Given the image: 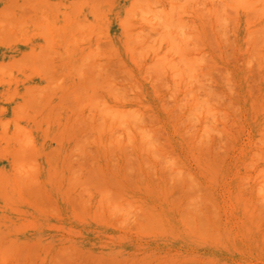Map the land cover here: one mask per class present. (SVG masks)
<instances>
[{"label":"rangeland","instance_id":"374dc122","mask_svg":"<svg viewBox=\"0 0 264 264\" xmlns=\"http://www.w3.org/2000/svg\"><path fill=\"white\" fill-rule=\"evenodd\" d=\"M238 1L0 0V264H264V2Z\"/></svg>","mask_w":264,"mask_h":264},{"label":"bare ground","instance_id":"6f19581e","mask_svg":"<svg viewBox=\"0 0 264 264\" xmlns=\"http://www.w3.org/2000/svg\"><path fill=\"white\" fill-rule=\"evenodd\" d=\"M37 1H38V0H37ZM44 1H45V0H44ZM170 1H171V0H170ZM172 1H173V0H172ZM220 1H221V0H220ZM236 1H237V0H236ZM240 1H243V0H240ZM240 1H238V2H240ZM245 1H246V0H244V2H245ZM251 1H252V0H251ZM28 2H29V1H28ZM53 2H55V1H53ZM227 2H228V1H227ZM258 2H260V1L257 0V3H258ZM263 2H264V0H263ZM46 3H47V2H46ZM49 3H50V1H49ZM222 3H223V2H222ZM231 3H232V2H230V4H231ZM240 3H241V2H240ZM52 4H53V3H52ZM55 4H57V2H56ZM224 4H225V3H224ZM224 4L221 5V6H225V5H226V4H225V5H224ZM227 4H228V3H227ZM233 4H234V2H233ZM233 4H232V5H233ZM235 4H237V3L235 2ZM250 4L252 5L253 3L251 2ZM255 4H256V3H255ZM170 5L172 6V4H170ZM245 5H246V4H245ZM32 6H33V5H32ZM50 6H51V5H50ZM52 6H53V5H52ZM52 6H51V7H52ZM175 6H176V5H174L173 7L175 8ZM233 6H234V5H233ZM233 6H232V7H233ZM3 7H4V6H3ZM53 7H54V6H53ZM229 7H230V6L228 5V8H229ZM1 8H2V7H1ZM220 8H221V7H220ZM53 9H54V8H53ZM224 9H226V7H225ZM230 9H231V8H230ZM0 10H1V9H0ZM54 10H55V9H54ZM221 10H223V9H221ZM12 11H13V10H12ZM53 12H54V11H53ZM56 12H57V11H56ZM225 12H226V10H225ZM13 13H14V12H13ZM58 13H59V12H58ZM0 14H1V13H0ZM61 14L63 15V13H61ZM51 15H52V14H51ZM56 15H57V14H56ZM0 16H1V15H0ZM38 16H39V15H38ZM45 16H46V15H45ZM45 16H43V18H45ZM41 17H42V16H41ZM20 18H21V17H20ZM24 18H26V17H24ZM14 19H15V18H14ZM40 19H41V18H40ZM46 19H48V18L46 17ZM141 19H143V18H141ZM147 19L149 20V18L146 17V18H144L142 21L145 22V23H148V25H150L149 22H147ZM150 19H151V18H150ZM224 19H225V18H224ZM9 20H11V18H10ZM28 20H29V19H28ZM38 20H39V19H38ZM145 20H146V21H145ZM153 20H154V22H155V19H153ZM153 20H152V21H153ZM161 20H162V19H161ZM222 20H223V19H222ZM225 20H226V19H225ZM23 21H24V20H23ZM25 21H26V20H25ZM25 21H24V22H25ZM159 21H160V19H159ZM169 21H170V19H169ZM169 21H166V22L168 23ZM226 21H227V20H226ZM4 22H5V21H4ZM30 22H31V20H30ZM47 22H48V20H47ZM66 22H67V21H65V23H66ZM163 22H164V21H163ZM171 22H172V21H171ZM171 22H170V25L172 26ZM174 22H176V21H174ZM22 23H23V22H22ZM25 23H26V22H25ZM152 23H153V22H152ZM172 23H173V22H172ZM176 23H177V22H176ZM176 23H175V24H176ZM0 24H1V22H0ZM3 24H5V23H3ZM26 24H27V23H26ZM48 24H49V22H48ZM156 24H157V21H156ZM28 25H29V23H28ZM46 25H47V24H46ZM146 25H147V24H146ZM159 25H160V23H159ZM163 25L165 26V28H167V27L169 26V23H168V26H167L166 23H165V24L163 23ZM173 25H174V24H173ZM176 25H178V24H176ZM9 26H10V25H9ZM19 26H20V25H19ZM55 26H56V25H54V27H55ZM157 26H158V25H155L154 27H157ZM166 26H167V27H166ZM171 26H170V27H171ZM2 27H3V26H2ZM4 27H5V26H4ZM16 27H18V25H17ZM57 27H58V26H57ZM57 27H56V29H57ZM151 27H152V25H151ZM154 27H152V28H154ZM172 27H174V26H172ZM224 27H225V26H224ZM12 28H13V27H12ZM37 28H38V26H37ZM45 28H46V27H45ZM152 28H151V29H152ZM157 28H158V27H157ZM159 28H161V26H159ZM165 28H163V30H164ZM6 29H8V28H6ZM17 29H18V28H17ZM19 29H20V28H19ZM56 29H55V31L57 32ZM61 29H62V28H61ZM154 29H156V28H154ZM3 30H4V29H3ZM49 30H50V29H49ZM63 30H64V29H63ZM152 30H153V29H152ZM166 30H168V28H167ZM177 30H179V29H178V26H177ZM10 31H11V30H10ZM10 31H9V33H10ZM153 31H154V30H153ZM170 31H171V30H170ZM170 31H169L168 33H170V35H171V32H170ZM179 31H180V30H179ZM18 32H19V31H18ZM40 32H41V31H40ZM58 32H60V31H58ZM154 32L158 33V31H154ZM161 32H162V31H161ZM5 33H6V32H5ZM11 33H12V31H11ZM13 33H15V32H13ZM50 33H51V31H50ZM177 33H178V32H177ZM177 33L175 32L174 34L176 35ZM182 33H184V31H183ZM182 33H181V31H180V34H181L180 36H182ZM224 33H225V32H224ZM6 34H8V32H7ZM32 34H33V33H32ZM34 34H35V33H34ZM54 34H55V33H54ZM57 34H58V33H57ZM163 34H164V32L161 33L162 38L165 37V35L163 36ZM174 34H173V35H174ZM185 34H186V33H185ZM49 35H50V34H49ZM178 35H179V34H177V36H178ZM224 35H225V34H224ZM31 36H32V35H31ZM159 36H160V33H159ZM166 36H167V35H166ZM180 36H179V37H180ZM188 36H189V38H190V35H189V34H188ZM2 37H3V36H2ZM11 37H12V36H11ZM160 37H161V36H160ZM160 37H159V40H160ZM185 37H186V36H185ZM191 37H192V36H191ZM51 38H52V37H51ZM140 38H141V37H140ZM172 38H173V37H172ZM172 38H171V39H172ZM180 38L183 39L184 37H183V38L180 37ZM189 38L187 37V38H186V39H187L186 41H185V39L182 40V43H183V44L186 43V42L188 41ZM3 39H4V38H3ZM10 39H11V38H10ZM48 39H49V38H48ZM165 39L170 40V38H168V37H165ZM174 39H175V37H174ZM191 39H192V38H191ZM191 39H190V40H191ZM140 40H141V39H140ZM159 40H158V42H159ZM178 40H179V39H177V41H178ZM190 40H189V41H190ZM3 41H4V40H3ZM9 41L12 42V39L9 40ZM47 41H48V40H47ZM142 41H143V40H142ZM148 41H150V40H148ZM175 41H176V39H175ZM184 41H185V42H184ZM1 42H2V41H1ZM6 42H7V41H6ZM24 42H25V41H24ZM27 42H28V41H27ZM50 42H51V41H50ZM169 42H170V41H169ZM169 42H168V43H169ZM172 42H173V39L171 40V43H172ZM15 43H17V42L15 41ZM53 43H54V42H53ZM161 43H163V41L161 42V40H160V44H161ZM188 43H189V42H188ZM190 43H191V42H190ZM190 43H189V44H190ZM0 44H1V43H0ZM10 44H11V43H10ZM10 44H9V45H10ZM23 44H24V43H23ZM158 44H159V43H158ZM172 44H173V46H172V45H171V46H172L173 48H175L176 45H177V47L175 48V50L177 49V51L180 49V48L178 49L179 46H181V45L184 46L183 44L180 45V43L177 44V43H175V42L172 43ZM189 44L187 45V47L189 46ZM7 45H8V44H7ZM7 45H5V46H7ZM146 46H147V45H146ZM157 46H160V45H157ZM169 46H170V44H169ZM143 47H144V46H143ZM190 47H192V46H190ZM185 48H186V47H185ZM20 49H21V48H20ZM22 49H23V48H22ZM52 49H53V47H52ZM158 49H159V48H158ZM181 49H184V48L181 47ZM7 50H8V49H7ZM46 50H47V49H46ZM49 50H50V49H49ZM175 50H174V53H175ZM184 50H185V49H184ZM187 50L189 51L190 49H187ZM40 51H41V50H40ZM43 51H44V50H43ZM52 51H53V50H52ZM177 51H176V52H177ZM188 51H187V52H188ZM190 51L193 52V48H191ZM15 52H16V51H15ZM192 52H191V53H192ZM16 53H17V52H16ZM18 53H19V52H18ZM30 53H31V52H30ZM34 53H35V52H34ZM34 53H33V54H34ZM43 53H44V52H43ZM52 53H53V52H52ZM52 53H51V54H52ZM177 53L179 54L180 51L177 52ZM185 53H186V52H185ZM33 54L31 55V57L33 56ZM51 54H50V55H51ZM181 54L183 55L182 52H181ZM37 55H38V54H37ZM174 55H176V54H174ZM184 55H185V54H184ZM21 56H22V55H21ZM21 56H20V57H21ZM25 56H26V55H25ZM45 56H46V55H45ZM47 56H49V54H48ZM177 56H178V55H177ZM180 56H181V55H180ZM189 56H190V52H189ZM23 57H24V56H23ZM43 57H44V54H43ZM34 58H35V57H34ZM34 58H33V59H34ZM157 58H160V57L157 56ZM179 58L182 59V61L184 60V61H183V64H184V62L186 61V58H189V57L186 56V58H185V56H184V57H179ZM193 58H194V56H193ZM193 58H189L188 60L191 62V60H192ZM7 59H8V58H7ZM7 59H6V61H5L6 64L8 63V62H7V61H8ZM13 59H14V58H13ZM13 59H12V60H13ZM27 59H28V58H27ZM42 59H43V58H42ZM167 59H168V58H167ZM180 59H179V60H180ZM190 59H191V60H190ZM16 60H17V59H16ZM155 60H156V59H155ZM161 60H162V59H161ZM10 61H11V60H10ZM23 61H24V60H23ZM162 61H163V60H162ZM167 61H168V60H167ZM177 61H178V59H177ZM16 62H17V61H16ZM18 62H19V61H18ZM171 62H172V61H170V63H171ZM5 63H2V64H5ZM12 63H13V62H12ZM34 63H35V61H34ZM168 63H169V62H168ZM173 63L175 64V61H173ZM173 63H172V64H173ZM179 63L181 64V60H180V62L178 61V64H179ZM186 63H187V61L185 62V64H186ZM196 63H197V61H196ZM24 64H25V63H24ZM174 64H173V66H174ZM176 64H177V63H176ZM176 64H175V65H176ZM0 65H1V64H0ZM12 65H13V64H12ZM29 65H30V64H29ZM155 65H156V64H155ZM157 65L159 66V64H157ZM157 65H156V66H157ZM167 65H168V64H167ZM187 65H188V68H189V67H190L189 63H187ZM3 66H4V65H3ZM5 66H6V65H5ZM5 66L2 67L4 70H5ZM10 66H11V64H10ZM160 66H162V65L160 64ZM165 66H166V65H165ZM176 66H177V69H178V68H179V67H178L179 65H176ZM176 66H175V67H176ZM185 66H186V65H185ZM191 66H192V65H191ZM14 67H15V66H14ZM14 67H13V69H14ZM22 67H23V66H22ZM24 67H25V66H24ZM24 67H23V68H24ZM30 67H31V66H30ZM168 67H170V66H168ZM168 67H166V68H168ZM171 67H172V66H171ZM175 67H172L173 70H176V69H174ZM0 68H1V66H0ZM2 68L0 69V71H3ZM7 68H8V67H7ZM10 68H11V67H10ZM35 68H36V66H35ZM153 68H154V67H153ZM155 68H156V67H155ZM155 68H154V69H155ZM159 68H161V67H159ZM185 68H187V67H185ZM185 68L183 67V70H184ZM192 68H193V67H192ZM11 69H12V68H11ZM13 69H12V70H13ZM16 69H17V68H16ZM31 69H32V68H31ZM180 69L182 70V68H180ZM190 69H191V67H190ZM170 70H172V69H170ZM186 70L189 71V69H186ZM186 70H184V75L186 74L185 72H187ZM191 70H193V69H191ZM19 71H20V70H19ZM34 71H35V70H34ZM36 71H37V70H36ZM158 71H159V70H158ZM8 72H9V70H8ZM17 73H18V72H17ZM30 73H31V72H30ZM187 73H188V72H187ZM11 74H12V72H11ZM32 76H34V74H33ZM38 76H39V75H38ZM1 77H2V76H1ZM25 77H26V76H25ZM30 77H31V76H30ZM25 79H26V78H25ZM2 80H3V79H2ZM15 80H16V79H15ZM26 80H27V79H26ZM4 81H5V80H4ZM24 82H25V81H24ZM2 83H4V82H2ZM22 83H23V82H22ZM31 87H32V86H31ZM26 89H27V88H26ZM26 89H25V90H26ZM28 90H29V89H28ZM14 92H15V91H13V93H14ZM24 92H25V91H24ZM15 93H17V91H16ZM25 93L27 94V92H25ZM29 94H30V93H29ZM9 95H11V94H9ZM13 95H14V94H13ZM14 96H15V95H14ZM19 96H20V95H19ZM6 98H7V96L5 97V99H6ZM31 98H32V97H31ZM7 100H8V99H7ZM23 100H25V99H23ZM29 100H30V99H29ZM31 100L33 101V99H31ZM32 101H31V102H32ZM29 102H30V101H29ZM23 103H24V102H23ZM18 105H19V104H18ZM20 105H21V104H20ZM20 105H19V106H20ZM24 105H25V104H24ZM16 106H17V105H16ZM21 107H22V106H21ZM0 108H1V107H0ZM2 108H5V107H2ZM30 108H31V107H30ZM20 109H22V108H20ZM106 109H107V108H106ZM109 109H110V115H111V108H109ZM3 110H5V109H3ZM24 110H25V109H24ZM112 110H116V108H115V109L113 108ZM120 110H121V112L124 111V110H122V109H120ZM15 111H18V109L15 110ZM15 111H14V112H15ZM103 111H104V110H103ZM103 111H102V113H103ZM107 111H109V110L107 109ZM117 111H119V110L117 109L116 112H117ZM0 112H1V111H0ZM114 112H115V111H114ZM116 112H115L114 114L112 113V115H113V116L111 115V116H112V119H113V118H116V117H115L116 115H118V117H119V112H120V111L118 112V114H117ZM121 112H120V113H121ZM19 113H20V112H19ZM102 113H100V114H102ZM108 113H109V112H108ZM122 113H123V112H122ZM24 114H25V113H24ZM28 114H29V113H28ZM103 114H104V113H103ZM106 114H107V112H106ZM115 114H116V115H115ZM123 114H124V113H123ZM123 114H122V115L120 114V117H122ZM19 115H20V114H19ZM19 115H18V116H19ZM29 115H30V114H29ZM15 116H16V115H15ZM15 116H14V118H15L14 120H13V118H12L13 122H14V121L16 122L17 116H16V117H15ZM31 116H34V115H31ZM111 116H110V117L105 116V117L111 118ZM126 116H127V115H125V117H123V119H125ZM76 118H77V117H76ZM108 118H104V117H103V120H104V119H108ZM127 118H128V117H127ZM127 118H126V120H127ZM23 119H25V118L23 117ZM23 119H21V120H23ZM27 119H28V117H27ZM32 119H34V118H32ZM112 119L109 120V121L111 122L110 124H112V122L115 123L116 120H117L116 122H119V120H120L121 123H123V120H121L122 118H121V119L117 118L116 120L114 119V121H111ZM128 119H129V118H128ZM17 120H18V119H17ZM73 120H74V119H73ZM73 120H72V121H73ZM103 120H102V121H103ZM126 120H125V122L128 121V120H127V121H126ZM8 121H10V120L8 119L7 122H8ZM36 121H37V120H36ZM45 121H46V120H45ZM0 122H2V120H0ZM17 122H19V120H18ZM17 122H16V123H13L12 125H13L14 128H15V127L17 128V126H18V128H17V132H21L22 130H21V131L19 130V127L21 126V125H20L21 123H17ZM47 122H48V121H47ZM47 122H46V125H47ZM74 122H75V121H73L72 123H74ZM103 122H104V121H103ZM36 123H38V122H36ZM36 123L33 122V124H35V125L37 126L36 129H40L39 124H36ZM72 123H71V125H72ZM75 123H77V122H75ZM114 123H113V124H114ZM127 123H128V122H127ZM0 124H1V123H0ZM4 124H5V122H4ZM4 124H3V125H4ZM7 124H8V123H7ZM9 124H10V123H9ZM15 124H16V125H15ZM105 124H106V123H105ZM105 124H102V125L104 126ZM119 124H120V122H119ZM3 125H2V126H3ZM14 125H15V126H14ZM19 125H20V126H19ZM117 125H118V124H117ZM124 125H125V124H124ZM131 125H132V124H131ZM133 125H134V124H133ZM133 125H132V126H133ZM47 126H48V128H49V124H48ZM47 126H46V128H47ZM103 126H102V129H100V130H103V129H104ZM108 126H109V127H107L108 129L111 128V125H109V123H108ZM112 126H114V125H112ZM122 126H123V125H122ZM125 126H127V125H125ZM135 126H136V125H135ZM135 126H134V127H135ZM8 127H9V126L7 125V128H8ZM21 127H25V126L22 124ZM21 127H20V128H21ZM119 127H121V126H119ZM4 128H6V126H5ZM46 128H45V129H46ZM127 128L130 129V127H128V126H127ZM2 129H3V128L1 127V130H2ZM9 129H10V128H9ZM21 129L24 130V128H21ZM25 129H27V128H25ZM124 129H126V128H124ZM14 130L16 131V129H13V131H12L14 134H13L12 132L9 131V132L12 133L14 136H12V134H11V135H7V134H5L6 132H5V133L3 132L4 129H3V131H2L5 135H3V134H1V135H3V136H6V135H7V137H8L7 140L9 141V142L7 141L8 143L6 144V147H5V145H4V147H3L4 149H6V150H5V151H6L5 154L8 153V152H7V146H8V145H18V147H19L20 145H24L26 140H28V139L30 140V139H31V138H29V136H28V139L26 138V139L24 140V137L27 135L26 133L28 132V130H26L27 132H25V130H24V131H22V132H24L26 135H24V133L21 134V135H23V140H24V143H23L22 136L20 137V136H19L20 134H19L18 136H15V135H16V132H15ZM18 130H19V131H18ZM126 130H127V129H126ZM103 131H104V130H103ZM103 131H102V132H103ZM106 131L108 132V130H106ZM119 131H120V130H119ZM119 131H117V133H118ZM121 131H122V130H121ZM129 131H131V129H130ZM135 131H136V129H135ZM22 132H21V133H22ZM112 132H114V131H111V133H112ZM124 132H125V131H124ZM127 132H128V131H127ZM127 132H126V133H127ZM137 132L140 133L139 131H137ZM29 133H30V137H31V136H32V135H31V132H29ZM103 133H104V132H103ZM103 133H102V134H103ZM114 133H115V135H116V132H114ZM129 133H130V134H129ZM129 133H128L129 135L134 134L133 132H129ZM138 133H136V134H138ZM141 133H142V132H141ZM128 134H126V135L128 136ZM28 135H29V134H28ZM109 135H110V133H109ZM112 135H113V134H111V137H112ZM119 135H120V133H119ZM119 135H118V137L120 138L121 136H119ZM140 135H142V134H140ZM143 135H144V134H143ZM143 135H142V136H143ZM3 136H1V137H3ZM116 136H117V135H116ZM127 136H126V137H127ZM132 136H133V135H132ZM132 136H131V137H132ZM134 136H135V135H134ZM26 137H27V136H26ZM100 137H101V135H100ZM100 137H99V141H100ZM113 137H114V136H113ZM113 137H112V140L114 141ZM128 137H129V136H128ZM131 137H130V139L132 140ZM4 138H5V137H3V139H4ZM121 138H123V137H121ZM144 138H145V137H144ZM32 139H33V138H32ZM32 139H31V142L29 141L30 143H32ZM109 139H110V138H109ZM127 139H128V138H127ZM139 139H142V140L144 141V139L141 138V137H139ZM260 139H261V137H260ZM263 139H264V138L261 139V140H262V142H261L262 145H263V143H264V142H263V141H264ZM110 140H111V139H110ZM116 140H117V138H116ZM116 140H115V141H116ZM121 140H122V139H121ZM131 140L126 141V142H130ZM261 140H259V141H261ZM3 141H4V140H3ZM4 142H5V141H4ZM104 142H105V141H104ZM116 142H117V141H116ZM131 142H132V141H131ZM140 142H142V141H140ZM100 143H102V142L100 141ZM108 143H109V145H111L112 142H111V141H108ZM143 143L146 144V142H143ZM143 143H142V145H145V144H143ZM104 144H105V143H104ZM115 144H116V143H115ZM117 144H119V143H117ZM124 144H127V143H124ZM124 144H121V145H124ZM128 144H129V143H128ZM133 144H135V143H133ZM259 144H260V143H259ZM259 144H258V145H259ZM28 145H30V144H29V143L26 144V146H28ZM33 145H35V144L32 143V146H33ZM112 145H113V144H112ZM255 145H256V144H255ZM24 146H25V145H24ZM24 146H22V147H24ZM26 146H25L24 148H26ZM119 146H120V145H119ZM13 147H14V146H13ZM123 147H125V146H123ZM135 147H136V146H135ZM140 147H141V146H140ZM20 148H21V147H20ZM24 148H23V149H24ZM32 148H34V147H31V149H32ZM136 148H137V147H136ZM27 149H29V147H27ZM27 149H25V150H26V152H27L28 154L31 153V152H34V151H31V149H30L31 152H30L29 150L27 151ZM35 149H36V148H35ZM8 150H9V148H8ZM16 150H17V148H16ZM16 150H15V151H16ZM21 150H22V149H21ZM15 151H13L14 154L12 153L13 156L16 155V154H15V153H16ZM21 152H22V151H21ZM260 152H261V151H260ZM18 153H19V152H18ZM23 154H24V153H23ZM31 154H33V153H31ZM31 154H29L30 157H31ZM256 154H257V152H256ZM29 155H28V156H29ZM262 155H263V154H262ZM262 155H260V156H261V158L263 159V156H264V155H263V156H262ZM13 156H12V157H13ZM19 156H20V155H19ZM30 157H29V158L26 157V158L28 159V160L26 159V163H27V162L29 161V159H30V162H28V163L31 164V158H32L33 156H32L31 158H30ZM259 158H260V157H259ZM13 159H14V158H12V162L14 161ZM16 159H17V157H16ZM22 159H25V156H24V158H22ZM262 159H261V161H263ZM252 160H253V159H252ZM252 160L249 161V162H251V163L253 164L256 160H255V161H252ZM258 160H259V159H258ZM258 160L256 161L257 163H258ZM15 161H16V164H17V160H15ZM19 161H20V160H19ZM22 161H23V160L20 161L21 164H22ZM23 162L25 163V160H24ZM256 162H255V163H256ZM24 163H23V164H24ZM28 163H27V164H28ZM21 164H20V166H21ZM23 164H22V166H23ZM34 164H35V163H34ZM34 164H33V165H34ZM248 164H249V163H248ZM248 164H247V165H248ZM252 164H251V166H252ZM14 165H15V162H14ZM245 165H246V164H245ZM254 165H255V164H253V166H254ZM20 166H19V165H18V166L16 165L17 169H18V168H20V169H21V168H24V166H23V167H22V166L20 167ZM28 166H29V165H28ZM31 166H32V165H31ZM35 166H36V165H35ZM29 167H30V166H29ZM29 167H28V168L26 167L25 169H29ZM33 168L35 169L36 167L33 166ZM33 168H32V170H33ZM262 168H264V167H262ZM25 169H22V170L25 171ZM263 170H264V169H263ZM263 170H262V172H263ZM19 171H20V172H19ZM19 171H18L19 173H22V172H23V171L21 172V170H19ZM26 171H27V170H26ZM26 171H25V172H26ZM18 172H17V173H18ZM23 173H24V172H23ZM29 173H30V169H29ZM24 174H25V173H24ZM27 174H28V173H27ZM34 174H35V171H34ZM260 174H261V177H260V179H261L262 176H263V174H262V173H260ZM15 175H16V174H15ZM20 175H21V174H20ZM28 175H29V174H28ZM35 175H36V174H35ZM17 176H19V175H17ZM30 176H31V174H30ZM14 177H15V176H14ZM22 177H23V175L21 176V178H22ZM28 177H29V176H28ZM255 177H256V176H255ZM17 178H18V177H17ZM24 178H25V177H24ZM26 178H27V177H26ZM256 178H257V177H256ZM263 178H264V177H263ZM263 178H262V180H263ZM254 179H255V178H254ZM24 180H25V179H24ZM28 180L30 181L31 179H28ZM28 180H27V181H28ZM183 180H184V179H183ZM183 180H182V181H183ZM17 181H18V180H17ZM182 181H181V182H182ZM189 181H190V179H189ZM189 181H187V182H189ZM257 181H259V179H258ZM21 182H22V180H21ZM25 182H26V181H24V186H25L26 183H27V182H26V183H25ZM187 182H186V183H187ZM190 182H192V181H190ZM22 183H23V182H22ZM263 183H264V181H263ZM20 184H21V183H19V185H20ZM188 184H189V185H190V184H193V182H192V183H188ZM188 184H187V186H188ZM259 184L262 185V183H259ZM19 185H18V186H19ZM260 185H258L257 187L259 188ZM20 186H22V185H20ZM20 186H19V187H20ZM193 186H194V185H193ZM262 186H264V185H262ZM262 186H260L261 189L259 188V191H262V192H263V191H264V188H263ZM189 187H192V186L190 185ZM22 188H23V187H21V189H22ZM25 188H26V186H25ZM258 188H257V189H258ZM21 189L18 188V190H21ZM262 189H263V190H262ZM21 192H22V190H21ZM257 192H258V191H257ZM262 192H261V194H262V197H263L264 194H263ZM257 194L260 196L259 192H258ZM260 197H261V196H260ZM260 199L262 200L263 198H260ZM257 200H258V201H257ZM257 200H256L257 202L261 203V202L259 201V199H257ZM193 203H194V202H193ZM262 203H263V202H262ZM194 204H196V203H194ZM250 204H251V201H250ZM257 204H258V203H257ZM191 206H193V205H191ZM196 207H197V205H196ZM197 208H198V207H197ZM256 209H257V208H256ZM246 210H248V209H246ZM246 210H245V211H246ZM194 211H195V210H194ZM253 211H254V209H253ZM190 212H191V211H189L188 214H191V215H192V212H191V213H190ZM198 213H199V212H197V214H198ZM256 213H257V212H256ZM191 215H190V216H191ZM194 215H195V214H194ZM250 215H251V214H250ZM187 216L189 217V215H187ZM195 216H196V215H195ZM195 218H196V217H195ZM195 218H194V219H195ZM252 218H253V216H252ZM151 219H152V218H151ZM158 219H159V218H158ZM189 219H190V218H189ZM191 219L194 220L193 218H191ZM191 219H190V220H191ZM196 219L198 220L199 218H196ZM155 220H157V219L155 218ZM199 220H201V219H199ZM153 221H154V220H153ZM151 222H152V220H151ZM157 222H159V223H157ZM161 222H162V221H161ZM152 223H153V222H152ZM188 223H190V221H189ZM159 224L162 225V224L160 223V220H159V221H156V225L160 226ZM189 225H190V224H189ZM254 225H255V224H254ZM186 226H188L187 223H186ZM198 226H199V225H198ZM188 227H189V226H188ZM196 227H197V226H196ZM197 228H198V227H197ZM201 228H202V227H201ZM208 228H209V227H208ZM191 229H193V226H192V228H190V230H191ZM206 230H208V229H206ZM196 231H197V230H196ZM198 231H199V229H198ZM191 232H192V231H191ZM205 232H206V231H205ZM209 232H210V231L208 230V232H206V233L208 234ZM211 232H212V231H211ZM193 233H194V232H193ZM195 233H196V235H200V234H198V233H200V232H195ZM207 234H206V235H207ZM209 235H210V234H209ZM211 235H212V234H211ZM200 237L202 238L203 235L200 236ZM204 237L207 239V236H204ZM1 239H2V238H1ZM1 239H0V240H1ZM7 239H9V238H7ZM1 241H3V240H1ZM1 241H0V242H1ZM2 245H4V244H2ZM5 245H7V244H5ZM5 245H4V246H5ZM10 246H11V245H10ZM1 247H3V246H1ZM5 248H6V246H5ZM5 248L3 247V252H1V251H0V252H1V253H4V252H5V250H4ZM9 248H10V247L8 246V249H9ZM11 248H12V247H11ZM6 249H7V248H6ZM7 252L10 253V254H13V253H11V252H13L12 250H11V251L8 250V251H6V253H5L6 255L4 254L3 256H5V257L9 256L10 254H8ZM1 255H2V254H1ZM3 256H1V260H2V258H3V259H5V260H2V261H3V262H4V261L7 262L8 260H6V258H4ZM10 258H12V257H10ZM3 262H2V263H3ZM6 262H4V263H6ZM16 264H17V263H16Z\"/></svg>","mask_w":264,"mask_h":264}]
</instances>
